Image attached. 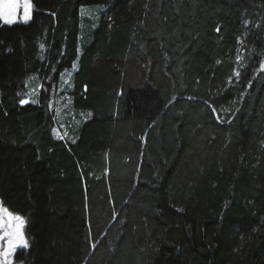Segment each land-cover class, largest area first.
Returning a JSON list of instances; mask_svg holds the SVG:
<instances>
[{
	"label": "trees",
	"instance_id": "1",
	"mask_svg": "<svg viewBox=\"0 0 264 264\" xmlns=\"http://www.w3.org/2000/svg\"><path fill=\"white\" fill-rule=\"evenodd\" d=\"M31 2L0 22V201L29 241L14 262L264 264V0ZM75 60L87 118L65 142L48 103Z\"/></svg>",
	"mask_w": 264,
	"mask_h": 264
},
{
	"label": "rangeland",
	"instance_id": "2",
	"mask_svg": "<svg viewBox=\"0 0 264 264\" xmlns=\"http://www.w3.org/2000/svg\"><path fill=\"white\" fill-rule=\"evenodd\" d=\"M106 10L105 6L83 7L80 10V35L79 50L85 45L97 25L98 18ZM17 23H24L18 21ZM15 24V23H14ZM78 60H75L71 69L65 70L60 77V81L53 91L51 100L48 103L50 111L53 112L54 126L52 135L65 142L70 141L73 133L82 121L87 118V114L76 112L71 108V98L69 92L72 84V73L77 69ZM40 81L36 77H30L27 82V94L29 100L37 102L40 91ZM20 250V249H17ZM14 264H18L15 263Z\"/></svg>",
	"mask_w": 264,
	"mask_h": 264
},
{
	"label": "snow or ice",
	"instance_id": "3",
	"mask_svg": "<svg viewBox=\"0 0 264 264\" xmlns=\"http://www.w3.org/2000/svg\"><path fill=\"white\" fill-rule=\"evenodd\" d=\"M32 11L31 0H0V22L4 25H13L18 21L27 23L31 19ZM260 71H264V62L260 64ZM235 75L239 78L240 73L236 72ZM20 103L25 104L28 101L22 99ZM217 118H220L219 115ZM26 223L22 215L14 214L0 201V264H14L17 249L29 248L25 235Z\"/></svg>",
	"mask_w": 264,
	"mask_h": 264
}]
</instances>
